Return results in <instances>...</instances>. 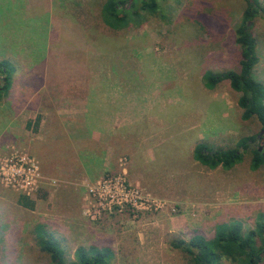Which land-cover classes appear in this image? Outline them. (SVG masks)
Returning <instances> with one entry per match:
<instances>
[{
  "label": "rangeland",
  "instance_id": "rangeland-1",
  "mask_svg": "<svg viewBox=\"0 0 264 264\" xmlns=\"http://www.w3.org/2000/svg\"><path fill=\"white\" fill-rule=\"evenodd\" d=\"M103 1L0 0V64L11 78L7 91L0 78V264H53L38 224L66 258L94 245L112 253L107 264H190L172 240L210 238L223 222L264 224V167L249 166L264 149L262 124L241 118L229 80L213 89L203 80L238 69L246 1L163 0L120 30L102 21ZM249 25L264 85L263 13ZM70 64L87 69L81 105L66 101L78 89H57V69ZM245 136L256 137L230 168L193 158L199 142L226 149Z\"/></svg>",
  "mask_w": 264,
  "mask_h": 264
},
{
  "label": "trees",
  "instance_id": "trees-1",
  "mask_svg": "<svg viewBox=\"0 0 264 264\" xmlns=\"http://www.w3.org/2000/svg\"><path fill=\"white\" fill-rule=\"evenodd\" d=\"M163 0H104L101 17L104 24L113 30H120L144 14H154ZM246 9L242 13L240 23L235 29V41L239 46L238 69L219 72L206 70L203 73L204 85L213 89L223 80H229L230 87L239 93L237 104L242 110L241 118H255L264 130V85L254 76L257 62L256 40L249 21L260 13L264 17V0H245ZM3 75L2 89L8 90L11 84L10 72L4 64H0V78ZM256 136L241 137L236 147L211 149L205 143L194 146L193 158L209 169L217 167L230 168L240 162L248 150L250 141ZM249 166L256 170L264 167V149L252 151ZM29 195L21 193L18 203L27 208L34 207ZM34 236L42 251L49 254L53 264H107L112 253L107 248L94 245L78 246L74 250V258L65 257L59 241L42 224L34 227ZM170 245L182 251L190 264H223L222 258L228 257L235 264H261L264 259V224L242 231L241 227H232L230 223L217 224L210 238L191 237L189 241L174 239Z\"/></svg>",
  "mask_w": 264,
  "mask_h": 264
},
{
  "label": "crops",
  "instance_id": "crops-1",
  "mask_svg": "<svg viewBox=\"0 0 264 264\" xmlns=\"http://www.w3.org/2000/svg\"><path fill=\"white\" fill-rule=\"evenodd\" d=\"M85 67L79 64H70V66L68 65V67L66 65L65 66L62 65L60 66V69H57L56 79L58 82L56 84L59 92L62 91L66 93V91L70 88H75L79 90L75 95V100H66L70 104L81 105L82 103L86 102V99L89 98V97L86 98V94H87L86 92L88 91V88H90L91 86L86 81L81 80V77H84L85 73L87 72V69H85ZM63 68L65 70H63ZM58 71H60L61 74H59ZM69 96L71 97L72 95L69 94ZM64 102L55 101L54 103L63 105ZM78 120L80 119H77L76 121Z\"/></svg>",
  "mask_w": 264,
  "mask_h": 264
},
{
  "label": "water",
  "instance_id": "water-1",
  "mask_svg": "<svg viewBox=\"0 0 264 264\" xmlns=\"http://www.w3.org/2000/svg\"><path fill=\"white\" fill-rule=\"evenodd\" d=\"M259 149H261V147Z\"/></svg>",
  "mask_w": 264,
  "mask_h": 264
}]
</instances>
